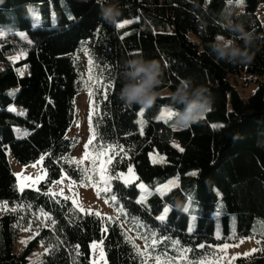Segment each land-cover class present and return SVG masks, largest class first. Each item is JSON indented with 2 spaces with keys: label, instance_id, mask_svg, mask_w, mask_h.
Instances as JSON below:
<instances>
[{
  "label": "trees",
  "instance_id": "1",
  "mask_svg": "<svg viewBox=\"0 0 264 264\" xmlns=\"http://www.w3.org/2000/svg\"><path fill=\"white\" fill-rule=\"evenodd\" d=\"M102 2L118 5L120 23H131L123 28L105 23L99 15ZM260 4L261 0H243L240 5L237 0H0V26L6 29L0 37V264H30V255L39 247L45 251L40 264H91L93 242L102 243L106 264H145L146 258L171 255L173 243L197 264L209 259L211 247L227 239L232 222L238 239L253 234L263 239L264 87L245 103L233 84L243 74L264 75ZM29 6H37L45 19L37 28ZM51 7L57 27L50 24ZM226 10L258 37L250 63L232 65L211 54L209 45L217 35L231 38L222 22ZM18 52L24 58L11 63L8 56ZM80 55L88 63L90 81L79 69ZM138 55L158 60L164 73L160 94L143 116L140 106L129 107L119 99L124 62ZM22 68L24 75L19 73ZM186 78L210 90L213 107L197 124L177 130L159 116L171 106L170 93ZM84 93L91 95L94 144L110 150V175L115 178L132 168L138 181L153 190L145 203H139L135 184L114 180L112 191L104 196L115 211L110 219L81 213L68 200L42 191L63 173L73 181L83 180L71 158L78 141L67 132L74 123L75 98ZM7 153L21 166L43 159L47 179L42 190H18ZM173 178L176 188L166 195L155 192ZM188 203L197 206L195 215L186 209ZM165 210L161 221L158 217ZM218 218L222 241L215 238ZM24 229L33 231V237L14 252ZM141 236L159 240L145 252ZM235 264H264V250Z\"/></svg>",
  "mask_w": 264,
  "mask_h": 264
},
{
  "label": "rangeland",
  "instance_id": "2",
  "mask_svg": "<svg viewBox=\"0 0 264 264\" xmlns=\"http://www.w3.org/2000/svg\"><path fill=\"white\" fill-rule=\"evenodd\" d=\"M239 10L235 9L234 13H238ZM28 13L33 27L37 28L41 26L45 19L42 17L39 8L37 6H29ZM257 16L262 24L264 30V0H261V4L257 8ZM58 19L56 13L51 7L50 24L52 27H57ZM12 30H14L11 27ZM6 32L2 26H0V33ZM19 34L22 33L19 32ZM3 35H0L2 37ZM24 36V35H23ZM24 58V54L21 52L8 56V60L11 63H17ZM79 69L85 80H91L89 74V66L84 58L80 55ZM20 75H24L26 70L24 68L19 69ZM234 87L239 97L246 103L254 96L261 87H264V75L258 77H249L247 75H241L233 81ZM164 94V93H163ZM229 109H232L229 106ZM165 108L162 109L159 118L161 121L168 123L172 126V119L162 118V113ZM19 113L20 110H16ZM92 115V101L90 93L80 94L75 98V117L74 123L67 132V137L76 139L78 141L77 148L72 152L71 158L74 164L78 165L83 174V180L76 182L70 179L65 173H63L59 180L52 182L42 190L41 185L46 182L47 172L43 167V159L38 160L36 163L29 166L19 165L11 156L7 153V157L11 166V171L15 176L16 184L19 191L24 189L42 190L52 196H57L68 200L77 210L81 213L88 215H94L99 218L110 219L114 216V209L108 204L105 195H108L113 189L114 180L125 184L126 186L135 184L139 191L138 202L145 203L148 198L153 194V190L149 189L145 184L139 182L133 169L129 168L127 172L118 174L113 178L109 173V165L111 163L110 150L108 148H100L94 144V138L91 130L90 119ZM18 134V131L16 130ZM91 141V143H89ZM87 145V147H86ZM87 153V155H85ZM154 159L155 156L153 155ZM141 185L143 187H141ZM177 187L176 178L168 180L165 184L158 186L155 192L159 195H166L172 189ZM113 197L112 194L109 195ZM112 201H114L112 199ZM2 205H0V208ZM186 209L190 214L195 215L197 206L188 203ZM220 209V206H219ZM168 210L164 211L166 216ZM217 211L215 215H219ZM191 223H195L196 219L192 217ZM215 238L223 240V228L220 219L215 220ZM27 229L20 231L17 240L14 244L13 251L20 252L24 249L26 244L33 237V231L28 232ZM237 230L235 223L232 222L229 225V234L227 239L223 241L219 246L211 247L207 253L211 256L209 259L201 260L198 262H204V264H235L238 259H247L259 252L264 243V238L256 237V234L237 238ZM261 237V236H260ZM259 241V243H258ZM96 245L94 248L93 245ZM172 254L164 252L160 255H155L152 258H146L145 264H157V258L160 259L161 264L165 261H174V264H191L187 258V254L182 251L178 244L173 243L170 246ZM255 249V251H253ZM91 251V264H106V257L102 248L101 242H93L90 245ZM44 249L38 248L30 255V264H40L41 259L44 256Z\"/></svg>",
  "mask_w": 264,
  "mask_h": 264
},
{
  "label": "clouds",
  "instance_id": "3",
  "mask_svg": "<svg viewBox=\"0 0 264 264\" xmlns=\"http://www.w3.org/2000/svg\"><path fill=\"white\" fill-rule=\"evenodd\" d=\"M99 15L111 25L120 23L121 11L113 3H101ZM233 13L226 10L222 14L225 30L231 38L217 35L209 45L211 54L217 61L232 65L250 63L253 59L252 48L258 37L244 25L232 19ZM242 41V45L237 43ZM163 69L156 59H146L142 55L135 56L124 62L122 71L123 84L119 91V99L127 106L150 108L159 96L158 89L162 84ZM171 106L168 111L174 113L172 127L183 130L197 124L213 107L210 90L203 85H195L191 78L181 79L175 91L170 93ZM179 105L181 107L176 108Z\"/></svg>",
  "mask_w": 264,
  "mask_h": 264
},
{
  "label": "snow or ice",
  "instance_id": "4",
  "mask_svg": "<svg viewBox=\"0 0 264 264\" xmlns=\"http://www.w3.org/2000/svg\"><path fill=\"white\" fill-rule=\"evenodd\" d=\"M228 2L231 3V0H228ZM242 3H243V0H237V4H238V5H240V4H242ZM128 23H131V21H124V22L119 23L118 25H116V27H117V28H123V27H125V25L128 24ZM0 35H3V33H0ZM109 90H110V86H109ZM12 110H14V109H12ZM139 114H140L141 116H143V114H144V109H141ZM173 115H174V113L168 111V109H165V110L163 111V113H162V118H165V119H171V118L173 117ZM138 123H140V124L142 125L143 121H138ZM89 143H91V141H89ZM174 146H176V145H174ZM86 147H87V145H86ZM98 147L103 148V147H105V145L102 144V143H99V144H98ZM177 147H178V146H177ZM180 150L183 151L182 148H181ZM85 155H87V153H85ZM141 187H143V186L141 185ZM112 199L115 200V196H113ZM141 203H143V201H141ZM44 215L47 216L46 213H45ZM158 218H159L161 221H163V220L165 219V216H164V215H161V216H159ZM53 223H55V222L53 221ZM105 231H106V229H105ZM139 238L144 239V240L146 241V247H145V250H144L145 252L147 251V249H148L149 247L154 248V246L156 245V243H157L158 240H159L158 237H157L156 239H152L151 237H148V236H141V237H139ZM149 240L151 241L150 244L147 243V241H149ZM258 243H259V241H258ZM93 247L95 248L96 245L94 244ZM134 247H136V246L134 245ZM201 247H203V245H201ZM136 250H137L138 253H141V250H140L138 247H137ZM261 250H264V249H261ZM253 251H255V249H254ZM157 264H161V261H160L159 258H157ZM163 264H174V261H165V262H163ZM197 264H204V262H197Z\"/></svg>",
  "mask_w": 264,
  "mask_h": 264
}]
</instances>
